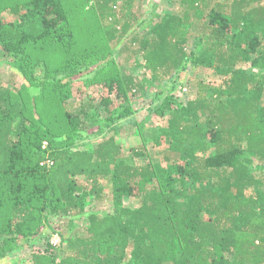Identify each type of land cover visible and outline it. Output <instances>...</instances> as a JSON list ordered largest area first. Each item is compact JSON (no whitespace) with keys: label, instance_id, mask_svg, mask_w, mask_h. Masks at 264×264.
<instances>
[{"label":"trees","instance_id":"1","mask_svg":"<svg viewBox=\"0 0 264 264\" xmlns=\"http://www.w3.org/2000/svg\"><path fill=\"white\" fill-rule=\"evenodd\" d=\"M176 1L178 12L155 13L141 28L144 14L135 11L136 0H95L106 44L125 42L126 62L143 66L153 84L178 81L189 64L223 77L219 85L198 82L186 103L162 100L158 112L168 116L166 125L149 141L165 143L166 168L135 163L147 156L146 143L128 157L114 135L91 150L74 149V136L98 123L93 106L76 114L62 106L72 131L69 141L54 145L43 124L27 127L20 89L0 84V214L4 200L14 202L7 222L0 216V260L18 239L33 238L49 226V216L60 213L65 250L47 242L33 251L32 264H264V0ZM10 12L17 19H0V46L19 71L26 73L34 45L45 53L65 52V60L75 51L94 62L88 45L79 51L77 42L72 45L65 0H28ZM199 12L209 21L196 27L201 36L192 40V16ZM76 64L70 59L65 70ZM101 78L119 99L147 94L145 79L120 75L117 67ZM103 101L110 105L109 98ZM131 115L117 120L129 116L123 124L129 126ZM103 182L111 185V197ZM89 197L109 201L113 209L90 213L86 231H78L75 218L84 214ZM125 198L138 199V206H126Z\"/></svg>","mask_w":264,"mask_h":264},{"label":"rangeland","instance_id":"2","mask_svg":"<svg viewBox=\"0 0 264 264\" xmlns=\"http://www.w3.org/2000/svg\"><path fill=\"white\" fill-rule=\"evenodd\" d=\"M122 1L118 0L120 5ZM26 2L28 0H0V19L15 21L17 18L11 14L10 7L12 5H24ZM65 3L67 5L69 30L73 34L72 45L77 42V45H73L77 48V51H79V46L85 48L88 45V48H91L89 49L90 56L97 64L93 65L94 62L85 60L83 55L75 51L66 54L68 58L65 60L63 59V53L65 52L49 50L45 53L41 45H34L29 50V58L32 64L30 62L24 66L25 73L19 71L13 58L4 53L0 46V84L15 87L16 90L20 89L18 90V97L21 101L24 100L30 118L27 127L31 125L39 127L43 124L54 134V145L60 146L63 142L69 141V132L72 131V128L66 125L65 111L62 106L71 114H76L83 107L93 106L90 110L95 113L98 123L94 127L91 125L85 127L82 132L74 136L76 138L72 146L74 149L91 150L104 137L114 135L126 148V156L128 157L132 156V148H138L146 143V146H148L147 156L134 159L135 163H151L156 167L166 168L165 143L162 147L149 141L154 130L166 125L165 121L168 116L165 115L162 118L158 112L162 108V100L168 96V98L174 97L180 103H186L189 97L194 96L195 85L198 82L219 85L222 84L223 77L216 74L213 69H196L192 64H189L178 81L153 84L151 74L146 73L143 66L133 64L134 60L130 63L126 62V55L122 50L125 42L118 45L106 44L102 33L103 28L95 8V0H65ZM134 8L136 12L140 11L144 14L142 17L144 21L140 25L141 28H145L155 13L163 16L178 12L179 3L176 0H136ZM195 14L192 16L193 27H190L192 40L194 37L201 36V31L196 27H202L205 25L204 23L209 21L208 17L200 15V12ZM200 18L203 19L202 22ZM79 39L82 41V45H79ZM189 46L188 50L192 48L191 41ZM104 54H106L105 60L101 58ZM254 57L259 59L260 55L256 54ZM70 59H76L77 64L70 65V71H67L64 65L68 64ZM35 60L37 63H35ZM139 61L141 62V60ZM115 67H117L120 75L131 73L139 79H145L148 82L145 89L147 94L139 97L130 95L126 100L117 98L115 94H109L107 88L103 85L101 76H104L108 71H112ZM244 68L250 69L251 64L244 65ZM104 69L107 70L103 73ZM253 71L254 73L260 72V69L257 68ZM71 72L75 74H71ZM181 88H187L188 92L183 93ZM48 93L51 96L53 95L54 101H48L51 98ZM157 97L158 99L154 100ZM105 98H109V106L104 104L103 99ZM62 101L63 103H61ZM261 106L264 107V97ZM127 110L132 112L131 118L134 121L129 126H123L130 117L117 119L119 115L129 112ZM83 119V123L87 125V119ZM36 121L38 124H36ZM34 136V133L30 132L28 140L34 141ZM48 143H50L49 140ZM255 164H258V162H255ZM103 184L106 193L111 197V185L107 182H103ZM138 203V199L125 198L126 206L137 207ZM13 204L14 202L9 201V199L3 201L0 214L2 222H7L10 218ZM58 204L55 201L53 206ZM49 205H52V202ZM112 209L111 202L97 201L94 197H89L86 200V210L82 216L75 218L74 227L78 231L85 232L88 224L87 217L90 213H107L111 212ZM60 218H64L63 214L49 216L46 220V223H50L49 226L46 225L41 230L38 229L40 232L35 235L36 237H19L20 239L14 243L12 251L5 259L0 260V264H32L33 251L42 248L47 242L53 244L54 239H60V245L56 248L63 252L65 244L62 241L61 230L59 229V224L62 222V220L59 221ZM70 218L67 217V220H70ZM36 226V224L32 225L31 229L34 230ZM62 226L66 227L67 222L63 221ZM31 229L29 228L24 233L31 231ZM9 238L12 239V237ZM28 242H30L29 245H27ZM20 246L23 247L20 248Z\"/></svg>","mask_w":264,"mask_h":264},{"label":"built area","instance_id":"3","mask_svg":"<svg viewBox=\"0 0 264 264\" xmlns=\"http://www.w3.org/2000/svg\"><path fill=\"white\" fill-rule=\"evenodd\" d=\"M181 89H182L183 93H187L188 92L187 88H181ZM47 146H48V144L44 143L43 148L46 149ZM47 164L48 165H52L53 162L52 161H47ZM59 245H60V239H56V240L54 239L53 240V246L58 247Z\"/></svg>","mask_w":264,"mask_h":264}]
</instances>
